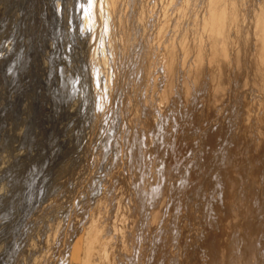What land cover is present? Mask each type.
Masks as SVG:
<instances>
[{
    "label": "bare ground",
    "instance_id": "1",
    "mask_svg": "<svg viewBox=\"0 0 264 264\" xmlns=\"http://www.w3.org/2000/svg\"><path fill=\"white\" fill-rule=\"evenodd\" d=\"M146 5L100 0L93 9L99 14L95 28L105 32L108 54L97 60L106 93L134 90L132 82L144 95L141 113L133 123L122 120V130L130 132L127 145L122 134L109 144L116 151L115 161L103 158L108 166L113 161L111 175H103L107 190L96 197V179L89 180L59 222L63 228L44 232L50 253L43 264L54 261L56 242H63L68 264H187L193 254L188 222L205 238L195 264H264V0H154L151 34L139 16ZM233 75L241 89L250 87V99L233 86ZM217 107L238 114L223 143L215 127L195 124ZM189 143H204L206 163L183 150ZM192 208L195 223L188 216Z\"/></svg>",
    "mask_w": 264,
    "mask_h": 264
},
{
    "label": "rangeland",
    "instance_id": "2",
    "mask_svg": "<svg viewBox=\"0 0 264 264\" xmlns=\"http://www.w3.org/2000/svg\"><path fill=\"white\" fill-rule=\"evenodd\" d=\"M99 1L0 0V264H43V255L50 253L45 233L55 226L59 231L63 228L59 222L64 223L68 209L82 198L89 180H98L94 181L99 187L94 191L96 197L107 190L103 180L111 175L107 170L115 161L112 153L116 151L114 145L109 150V144L115 135L122 134L127 145L130 132L122 130V120L133 123L137 121L135 114L141 113L144 95L132 82L130 88L134 85V90L111 96L106 93L105 78L98 68L99 58L108 54L104 29L97 27ZM146 1L139 16L151 34L158 14L150 11L154 0ZM133 77L134 73L128 80ZM233 80V86L250 99V87L241 89L239 75H233ZM229 97L228 93L219 106L223 107ZM220 109L217 107L208 118L204 114L195 120L196 125H212L219 131L217 143L231 138V125L238 116ZM203 145L189 143L183 150L189 149L204 164L209 152ZM106 156L113 160L109 166L103 159ZM197 177L193 171V184ZM204 181L200 187L206 186ZM63 186L67 191L61 193ZM56 195H64L57 205L56 197L53 199ZM198 200L196 196L194 203ZM194 208L188 213L192 223L197 218ZM191 226L188 222L186 241L192 245L193 254L187 264H195L206 245L201 231ZM84 229L79 224L76 231L81 234ZM59 243L51 248L54 251L49 249L54 259L50 264H68L62 257L63 242ZM263 257L260 252V261Z\"/></svg>",
    "mask_w": 264,
    "mask_h": 264
}]
</instances>
